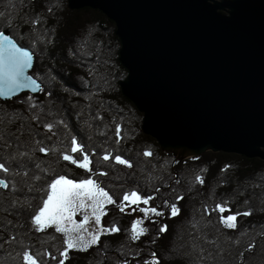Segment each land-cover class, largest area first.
Returning <instances> with one entry per match:
<instances>
[{
    "label": "trees",
    "instance_id": "1",
    "mask_svg": "<svg viewBox=\"0 0 264 264\" xmlns=\"http://www.w3.org/2000/svg\"><path fill=\"white\" fill-rule=\"evenodd\" d=\"M67 4L0 0V31L33 53L30 74L43 89L0 101V163L10 168L0 172V179L10 185L0 188V264H24L26 250L38 264H59L64 235L54 228L35 231L32 217L46 198L48 184L60 175L77 182L92 178L103 187L115 204L104 206L101 226L120 229L101 235L87 251L69 249L65 264H150L153 259L159 264H264V162L223 152L178 160L162 151L142 132V114L121 93L119 82L127 71L119 62L113 21L100 10L70 11ZM49 123L54 125L51 132L44 127ZM73 137L89 156L91 172L61 158L67 153L83 159L71 152ZM40 146L54 151L45 155ZM145 151L152 155L145 157ZM107 153L111 156L105 161ZM117 155L132 167L115 163ZM132 191L141 200L153 197L143 207H155L164 215L149 212L150 218H138L121 212L124 194ZM173 203L180 209L175 217ZM217 204L225 207L223 214L211 211ZM237 213L235 229L220 223V215ZM138 220L148 232L133 242L132 225ZM162 226H167L164 233L159 231Z\"/></svg>",
    "mask_w": 264,
    "mask_h": 264
},
{
    "label": "water",
    "instance_id": "2",
    "mask_svg": "<svg viewBox=\"0 0 264 264\" xmlns=\"http://www.w3.org/2000/svg\"><path fill=\"white\" fill-rule=\"evenodd\" d=\"M66 2L113 21L127 71L121 93L162 151L178 160L223 152L264 161V0ZM3 32L32 55L31 76L33 53Z\"/></svg>",
    "mask_w": 264,
    "mask_h": 264
},
{
    "label": "snow or ice",
    "instance_id": "3",
    "mask_svg": "<svg viewBox=\"0 0 264 264\" xmlns=\"http://www.w3.org/2000/svg\"><path fill=\"white\" fill-rule=\"evenodd\" d=\"M0 16H3L2 12H0ZM31 23L35 25L38 23V20H33ZM32 61L33 57L29 51L18 47L8 35H5L3 31H0V97L6 99L11 98L15 93L25 88L30 89L33 92H36L37 90L43 91L41 85L37 83L35 79L31 76L25 75L26 69L32 66ZM31 99L32 98L29 97V101H31ZM32 106L35 107V105ZM33 118L35 119L36 117ZM44 127L47 131L51 132L54 125L49 123L45 124ZM116 137V143H120L122 139L120 125L116 126ZM38 151L47 155L50 151H54V149L40 146ZM71 152L81 153L83 159L80 160L67 153H62L61 158L64 161H68L77 165L79 168L91 172V168H89V164L91 163L89 156L85 153L83 146L78 143L75 137L72 138ZM20 155L26 156L27 154L21 153ZM151 155L152 153L150 151H145L144 153L145 157ZM110 156L111 153L105 154L103 160L108 161ZM114 161L117 164H126L128 167H132L128 161L122 159L119 155L114 157ZM37 167L40 166L37 165ZM9 171V167L4 163H0V172L8 173ZM24 175H27V172H25ZM100 175H107V173H100ZM34 179L39 180L40 177L36 176ZM196 180L201 184L204 183L201 176H197ZM9 186L10 185L4 179H0V188L7 189ZM141 199V196L136 191H132L131 193L126 192L123 196V201H121V204L119 205L120 211L123 212L125 210L124 201H127L130 205H135L141 202ZM151 199H153V197H148L143 199L142 202L147 205ZM180 199H183V197H177V200ZM106 203L115 204V201L109 193L105 191L103 187H100L92 178L77 182L60 175L48 184L46 198L43 199L42 206L39 207V210L32 217V224L37 232H43L48 228H54L56 233L64 235L63 242L66 245V248L64 251L60 252V256L63 258L59 260V264H65V260L68 258L69 249L87 251L91 246L99 243L101 234L116 233L120 231L115 225L111 228L98 227L96 230L88 231V229L84 227V224L89 219L86 212L83 222L77 224L73 221V217L78 211L90 208L92 210V215L95 218V224L100 226L101 216L105 214L103 208ZM165 203L167 204V202ZM170 208L171 216L175 217L179 214L180 209L175 203L171 204ZM139 210L145 213V218H150L148 216L149 212L155 216L164 215L163 212L157 211L155 207L150 209L141 208ZM204 211L205 213H208L210 210L206 207ZM211 211H218L223 214L226 209L221 204H217ZM250 214V212L242 213L244 216ZM238 215H241V213L227 216L220 215L219 221L226 228L235 229L237 227L236 221ZM69 223L74 226H67ZM142 223V220L133 222L131 235L133 242L139 240L142 235L148 232L147 228L139 227ZM81 229H83V231H81ZM166 230L167 226H162L159 229L160 233H164ZM84 233H87V238ZM45 255L50 254L45 253ZM22 257L24 264H38L37 257L27 250L22 253ZM153 257H155V253H153ZM51 259L55 260L56 257L52 256ZM146 264H149V262H146ZM150 264H159V261L153 259Z\"/></svg>",
    "mask_w": 264,
    "mask_h": 264
},
{
    "label": "rangeland",
    "instance_id": "4",
    "mask_svg": "<svg viewBox=\"0 0 264 264\" xmlns=\"http://www.w3.org/2000/svg\"><path fill=\"white\" fill-rule=\"evenodd\" d=\"M35 58V57H34ZM24 94V93H22ZM28 94V93H26ZM36 95V94H35ZM20 96V95H19ZM18 97V96H17ZM16 98V97H15ZM3 102H6V101H3ZM141 114V113H140ZM206 153V152H205ZM228 154V153H227ZM258 159V158H257ZM262 161V160H261ZM264 162V161H263ZM87 203V201H86ZM124 206H125V210L123 212H128V213H133L135 214L138 218L142 217V218H145V213L140 211L139 209L143 208V209H146L145 207L143 206H146L142 200L141 202H139L138 204H135V205H130L127 201H124ZM107 205V203L105 204ZM104 205V206H105ZM85 212L87 213V215L89 216V219L88 221L84 224V227L88 229V231H93V230H96L98 227H102L101 224L100 226H97L95 224V218L94 216L92 215V210L89 208V209H86V210H80L78 211L75 216L73 217V221H75V223H81L84 221V215H85ZM67 226L71 227V226H74L73 224L69 223L67 224ZM81 231H83V229H81ZM86 238H87V233H84ZM103 235V234H101Z\"/></svg>",
    "mask_w": 264,
    "mask_h": 264
}]
</instances>
